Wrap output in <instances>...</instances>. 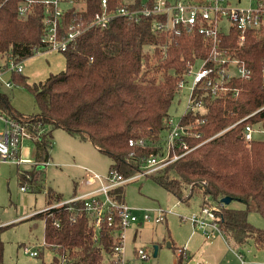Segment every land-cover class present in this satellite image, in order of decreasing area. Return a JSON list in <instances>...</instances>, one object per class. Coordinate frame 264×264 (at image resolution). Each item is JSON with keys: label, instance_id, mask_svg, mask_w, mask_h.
I'll list each match as a JSON object with an SVG mask.
<instances>
[{"label": "trees", "instance_id": "1", "mask_svg": "<svg viewBox=\"0 0 264 264\" xmlns=\"http://www.w3.org/2000/svg\"><path fill=\"white\" fill-rule=\"evenodd\" d=\"M102 0H75L65 9L59 24L62 34L74 18L92 17ZM156 0H108L112 7L136 9L151 6ZM26 0H0L1 70L10 62L20 63L45 51L46 5H28L22 16L19 7ZM227 55L239 59L250 71L249 79L237 76L226 84L228 91L213 94L204 83L194 90L193 104L181 117L190 133V146L203 145L189 154L150 174L182 203L194 197H209L213 204L231 198L245 204L243 209L221 206L220 225L226 239L241 247L249 240L264 248V228L249 221L250 213L264 218V140L245 138L246 127L264 129V26L247 32L239 46L233 28L220 34ZM211 42L202 35L158 31L151 18L131 21L125 17L113 21L106 30L92 28L81 35L64 53L65 70L50 74L45 81L29 85L21 73H13L16 84L32 91L39 112L24 116L0 91V113L29 121L28 130L36 146L37 162L50 159L53 132L63 128L68 133L90 140L108 154L124 179L143 171L152 154H160L169 129L171 107L182 82H188L191 70L208 57ZM8 116V117H9ZM201 134V138L193 137ZM134 145H130V141ZM143 140L145 145L138 142ZM45 164V163H44ZM42 164L30 171L19 170L21 186L33 182L43 171ZM125 183L110 190L119 203H125ZM48 206L64 201L61 194L47 191ZM77 194L72 196L75 197ZM82 202L72 204L77 208ZM45 223L46 247L55 253L49 264H116L119 244L116 218L114 227L98 233L83 211L65 207L33 215ZM75 218V220H73ZM60 222V227L55 222ZM0 226V264H4L5 244ZM43 249L40 250L41 256ZM137 254V251H135ZM177 264L184 258L178 255ZM43 264H48L43 262Z\"/></svg>", "mask_w": 264, "mask_h": 264}, {"label": "built area", "instance_id": "2", "mask_svg": "<svg viewBox=\"0 0 264 264\" xmlns=\"http://www.w3.org/2000/svg\"><path fill=\"white\" fill-rule=\"evenodd\" d=\"M238 1L241 2L242 0ZM250 1L249 6H233L229 0H156L151 6L129 9L126 7H112L108 0H102L98 10L92 17L88 18L81 15L74 18L65 34L60 32L59 24L64 16L65 9L76 5L75 0H26V3L19 7V13L23 16L28 5L35 2H42L46 5V30L42 39L43 43L46 44V49L45 51H38V53L48 51L65 52L88 30L92 28L106 30L114 20L121 17L136 22L143 18H151L154 27L158 31L172 32L177 35H202L211 42V48L208 57L201 65L190 71V93L185 110L187 112L190 108L202 107L200 102L197 105L193 104L194 90L199 84L204 83L215 95L219 91H228L229 88L226 84L234 76L244 79L250 78L251 71L239 59L227 55L222 47L220 37L223 30L229 31L234 28L238 33L237 43L241 46L245 43L249 30L264 26V0ZM224 21H227V26H223ZM7 72L22 73V62L11 61L7 68L1 70L0 79ZM2 83H0V91L2 90ZM5 84L7 87H12L11 81H7ZM185 85H187V82H182L181 89ZM28 124L29 121L11 118L0 113V176L2 164L30 163L29 160L20 157L23 140L25 138L34 139L28 130ZM253 132L252 126L246 127L245 138L248 142L253 139ZM190 135L193 134L186 126L181 124V120L176 122L172 117L169 120L168 132L163 139L162 151L160 154H152L147 159L140 174L124 179L115 169L109 170L106 177L88 171L85 179L86 183L95 186L96 189L84 195H78L47 206L40 212H47L61 207L71 211H83L97 233L105 227H114L117 218L119 220V229H117L119 244L115 249L116 264H129L125 255L128 230L133 225L164 222L170 211L163 208L130 207L126 203H119L113 199L110 190L129 180L150 174L177 161L207 142V140H204L199 145L190 146L187 142ZM193 137L200 139L201 134H196ZM138 143L142 146L145 145L143 140ZM130 145H134L133 140L130 141ZM46 164H42L41 168ZM22 189L25 190L26 187H22ZM204 200L205 204L200 207V211L185 219L199 229L207 240H213L218 236L224 237L220 225L221 206L223 204H213L207 196L204 197ZM78 202H82L80 208H77V205L72 206V204ZM55 225L60 227V222L56 221ZM44 246H47L45 240L39 246V249L24 246V253L36 257ZM136 251L137 256L142 260L149 258L144 248H139ZM178 255H182L184 259L189 258L186 248L179 249ZM240 259L242 260V256H240Z\"/></svg>", "mask_w": 264, "mask_h": 264}, {"label": "rangeland", "instance_id": "3", "mask_svg": "<svg viewBox=\"0 0 264 264\" xmlns=\"http://www.w3.org/2000/svg\"><path fill=\"white\" fill-rule=\"evenodd\" d=\"M229 2L233 6H249L251 3L250 0H242L241 2L229 0ZM223 26H227V21L223 22ZM3 64L4 61L0 60V68ZM22 65L23 72L18 78L24 77L27 83L32 85L45 81L50 74L65 70L66 58L63 52L48 51L35 54L23 61ZM13 73H5L2 76L3 83L0 79L2 93L8 96L12 107L17 112L24 116L37 114L39 106L32 91L26 85L16 84ZM187 80V85L180 89L170 110V114L176 122L181 120L186 110L190 93V76L187 77ZM7 81L12 82V87L6 86L5 82ZM253 137L256 140H264V129L254 130ZM35 153L34 140L25 138L20 156L22 159L29 160L30 163L1 165L0 226L9 225L1 234V239L5 244L4 264H43V262L49 264L55 253L46 246L41 248L43 252L39 257L24 253V246L39 249V246L44 243L45 223L33 215L49 205L47 191L52 189L65 198L71 197L75 187H81L88 171L106 177L113 163L112 158L93 146L90 140L70 134L63 128H56L53 132V144L49 148L50 159L47 161L48 164H46L47 162H37ZM44 163L46 165L43 171L36 176L33 182L26 184V189L23 190L18 176L19 170L30 171L34 165ZM39 168L41 167L39 166ZM124 199L125 203L133 208H163L170 211L164 222L133 225L132 229L128 230L125 255L129 264H177L179 249L186 245L191 232L196 229L185 218L199 211L202 200L194 197L189 204L182 203L146 175H141L125 183ZM230 207L243 209L245 204L232 201ZM249 221L259 228H264V218L258 213H250ZM134 229L139 231L136 239L132 240ZM223 239L227 242L230 250L233 252L235 250L242 256L243 264H264V249L258 248L252 240L238 247L225 236ZM156 246L158 247V254L154 256ZM139 248H144L147 251L148 259L142 260L135 254L134 251ZM204 248L195 255L196 259L201 255ZM188 255L189 258L184 259L183 264H195L190 257L191 254ZM235 259L229 256L226 263L242 264L237 257Z\"/></svg>", "mask_w": 264, "mask_h": 264}, {"label": "crops", "instance_id": "4", "mask_svg": "<svg viewBox=\"0 0 264 264\" xmlns=\"http://www.w3.org/2000/svg\"><path fill=\"white\" fill-rule=\"evenodd\" d=\"M91 144H93V143L91 142ZM93 146H95V145L93 144ZM95 147L97 149H99L97 146H95ZM24 160H26V159H24ZM94 189H96L95 186L88 185L86 183V180H84L83 183L81 184V187H77V186L75 187V191H74L73 195L74 194H77V196L78 195H84L86 193L93 191ZM72 196L68 197V198L64 197V199H70V198H72ZM199 211H200V209H199ZM142 224H140V225H142ZM140 225H137V226H140ZM196 229L191 232L190 236L188 237L187 242L185 243L186 245L183 247V248H186V251L188 254L189 253L191 254L190 257H192V260L195 262V264H227L226 261H228L227 259L229 258V256L234 257V259H235V257H237L240 260V262L243 263V261L240 259L241 255L236 253L235 250H234V252L232 250H230V248L227 246V242L224 241L225 239H223V237L218 236L213 240H207L206 237L204 236V234L199 229H197V230ZM138 231H139L138 229H134V231L132 233V237H131L132 240L136 239ZM198 231H200L203 235L200 232L197 233ZM203 248H204L203 252L196 259L195 255H197V253L199 251H201ZM258 248H263V247H258ZM205 250H207V251H205ZM206 253H208V254L206 255ZM235 261H237V260L235 259Z\"/></svg>", "mask_w": 264, "mask_h": 264}, {"label": "water", "instance_id": "5", "mask_svg": "<svg viewBox=\"0 0 264 264\" xmlns=\"http://www.w3.org/2000/svg\"><path fill=\"white\" fill-rule=\"evenodd\" d=\"M222 202H223V204L229 205L232 202V199L228 198V197L227 198H223ZM157 254H158V247L156 246V251L154 253V256H157Z\"/></svg>", "mask_w": 264, "mask_h": 264}]
</instances>
